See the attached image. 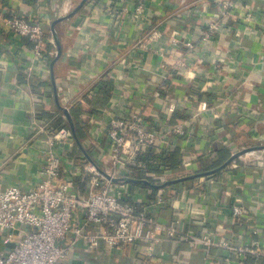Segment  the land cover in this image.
<instances>
[{
  "label": "crops",
  "instance_id": "0c3cea01",
  "mask_svg": "<svg viewBox=\"0 0 264 264\" xmlns=\"http://www.w3.org/2000/svg\"><path fill=\"white\" fill-rule=\"evenodd\" d=\"M81 1L0 0V192L6 186L28 189L41 179L43 157L31 147L30 138L34 108L39 110L40 116L44 110L49 114L44 117L52 121L61 118L66 124L62 126L69 128L70 122L62 106H69L73 121L76 115L72 109L75 108L85 133L82 138L78 137L89 151L86 118L101 119V110L110 103L114 90L128 93L133 52L140 57L137 76L146 79V92L152 96L158 85L164 83L170 88L169 94L191 101L189 110L179 111L178 120L190 119L191 113L201 106L209 108L207 111L214 108L216 114L215 117L202 116L211 122L205 130L195 128L193 142L179 140L172 151L157 148L154 154L176 150L182 154L180 169L192 172V169L211 165L222 150L229 152L228 160L245 148L264 146V0H244L229 8H225L228 0H144L143 17L137 12L141 0H121L127 7V12L122 14L106 12L103 4L107 0H86L74 12ZM224 10L227 12L222 15ZM253 10L262 17L248 22L247 13ZM71 13L56 25L62 54L53 69L56 44L51 47L55 52L49 66L39 65L37 72L29 73L27 66L35 58L33 42L15 37L9 30V19L15 14L40 19L46 31L52 33L53 22ZM223 20L228 27L219 31L211 29L213 22ZM154 30H161L162 36L152 40ZM195 91H199L198 94ZM167 94L151 97L142 105L141 113L149 114L152 107L165 103ZM135 104L140 106L138 101ZM75 128L77 133L76 125ZM71 147L69 154L85 155L75 137ZM262 159L264 148L241 153L233 160L241 164L235 172L226 170V166L219 175H206L214 169L199 171L196 173H204L197 176L199 182L194 177L184 180L186 183L175 184L170 190L160 188L150 195L155 198L160 191L170 199L175 195L178 199L175 203L180 206L187 199L200 200L203 194L209 202L207 211L216 205V199L219 200L217 209L229 210L225 206L229 199L225 182L235 184L238 177L248 173L246 180L250 179V174L261 178L256 185L262 191L259 208L264 212ZM184 161L193 168H188ZM239 191L244 202L249 203L250 189ZM235 199L239 197L236 195ZM199 210L205 214L203 205ZM151 214L182 229L189 227L176 206L170 205ZM227 215V211H219L214 220L222 227H218L220 232L230 236L234 225ZM197 226L194 228L203 230V226ZM262 235L264 242V233ZM212 251H216L215 246ZM76 259L78 264H217L215 260L206 259L203 249H193L187 244L176 248L170 241L164 242L161 257L154 262L146 260L141 248L135 247L106 249L100 256L97 252L93 255L88 252L77 255Z\"/></svg>",
  "mask_w": 264,
  "mask_h": 264
},
{
  "label": "built area",
  "instance_id": "2783aa9c",
  "mask_svg": "<svg viewBox=\"0 0 264 264\" xmlns=\"http://www.w3.org/2000/svg\"><path fill=\"white\" fill-rule=\"evenodd\" d=\"M243 1L228 0L225 8ZM144 4L141 0L137 8L142 17L145 16ZM103 6L111 14L127 12L121 0H107ZM226 12L224 10L222 15ZM261 17L253 10L247 13L246 19L251 22ZM228 26L226 20L217 21L212 23L211 29L219 31ZM9 30L15 37L33 42L35 58L27 66L29 73L37 72L39 65L49 66L51 47L56 43L40 19L15 14L9 19ZM160 36L162 31L154 30L150 38ZM130 56L132 77L127 84L128 93L114 90L110 103L101 110L102 118H86L89 153L94 162L89 160L85 164V155L70 157L74 136L69 127L54 126L51 119L39 115L37 108L31 111V147L43 157L41 179L28 189L6 186L0 192V264H78L77 255L97 252L100 256L106 249L124 247L141 248L146 260L154 262L161 257L166 241L176 248L187 244L193 249H203L206 259L215 260L217 264H264V212L259 208L262 191L256 185L261 182L260 177L250 174V179L246 180L247 173L237 176L235 184L228 180L225 183L229 199L225 206L229 210L217 209L219 200L216 199V205L207 211L206 195L201 194L200 200L187 199L178 206L175 195L170 199L160 191L154 198L149 189L133 190L129 182H115L98 170V166L102 168L105 164L114 167L113 172L102 168L114 177H133L130 168L147 167L148 161L156 163L153 159L144 160V156L157 148L172 151L179 140L193 142L195 128L205 130L211 122L202 116L216 115L214 108L207 111L209 108L201 106L191 113L190 119L178 120L179 111L189 110L191 101L169 94L170 88L164 83H160L151 96L146 92V79L137 76L140 57L134 52ZM163 92L168 93L166 102L152 107L151 113L142 114V105ZM64 106L69 109L67 104ZM183 163L193 168L186 161ZM260 163L264 166L263 159ZM79 180L85 184L81 186ZM246 189H250L249 203L244 202L239 193ZM236 195L239 199H235ZM170 205L181 210L188 229L151 214ZM202 205L205 214L200 213ZM223 210L234 225L230 236L220 232L222 227L214 220ZM197 225L203 226V230L194 228ZM214 246L215 252L212 251Z\"/></svg>",
  "mask_w": 264,
  "mask_h": 264
},
{
  "label": "water",
  "instance_id": "95a60500",
  "mask_svg": "<svg viewBox=\"0 0 264 264\" xmlns=\"http://www.w3.org/2000/svg\"><path fill=\"white\" fill-rule=\"evenodd\" d=\"M86 2V0H82L80 2V4L76 7V9L74 10V12H76L77 10H79L82 5ZM73 12V13H74ZM73 13L69 14L68 16H65V17H61V18H58L56 19L53 24H52V34H53V37H54V40H55V43L57 45V52H56V55H55V58L52 60V63H51V68L53 69L54 67V64L55 62L59 59V57L61 56L62 54V43H61V40H60V37H59V34H58V30H57V27L56 25L64 20L65 18L67 17H70ZM53 81L55 82L54 84H56V81H55V77H54V72H53ZM69 122H70V128H71V131H72V134L73 136L75 137L78 145L83 149L84 153H85V156L88 158V160H90L91 162H94L93 159H92V156L89 154V152L83 147L77 133H76V128H75V124H74V121H73V118L69 112V109L66 107V106H62ZM259 149V148H264V146H255V147H250V148H245L244 150L240 151V152H236L234 154H232V156L226 160L221 166H219L218 168L212 170V171H216V170H219V169H222L224 168L225 166H227L229 163H231L238 155H240L241 153H245V152H248V151H251V150H254V149ZM98 170L105 176L107 177L108 179H111L115 182H118V181H124V182H130V183H143L147 186H152V187H164V186H167V185H170V184H174V183H178V182H181V181H184V180H188V179H191V178H194V177H197L199 175H202L204 173H195V174H192V175H188V176H184V177H181V178H177V179H171V180H167L165 183H162V184H156V183H153L151 182L150 180L148 179H145V178H134V177H114L112 176L110 173H108L107 171H105L104 169H102L101 167H97ZM12 245V244H11Z\"/></svg>",
  "mask_w": 264,
  "mask_h": 264
},
{
  "label": "rangeland",
  "instance_id": "374dc122",
  "mask_svg": "<svg viewBox=\"0 0 264 264\" xmlns=\"http://www.w3.org/2000/svg\"><path fill=\"white\" fill-rule=\"evenodd\" d=\"M88 150H89L88 152L91 153L90 148H88ZM83 161H84L85 164L89 162V160L85 156L83 157ZM226 167H224L221 170L219 169V170H216V171H211L210 173H207L206 175L207 176H209L210 174L219 175L222 172H224V169L225 168H226V170H232V171L235 172L236 169H240L241 168V164L238 161L236 163L233 161L232 163H229ZM102 168H104L107 171H112V172L114 170V167H112L110 165H105V164L102 165ZM130 169H131V172H132L131 174L133 175V177H136V178H146V179L151 180L152 182L158 183V184L164 183L166 180L177 179L178 178V175L180 173H187V174L189 173V171H185V170H182V169H180V170H174V168H172V166H170V165H166L164 167H161L160 165L147 166V167H132ZM198 169L199 170L192 169L191 170L192 171L191 173H196V172H199V171L200 172H203L202 171V168H198ZM196 180L198 181V180H200V178L197 177ZM120 183L125 184L126 182L120 181ZM83 184H85V183L83 182L82 185ZM130 184H135V183H130ZM175 184H177V183H175ZM175 184L170 185L168 187L164 186V187H162L163 188L162 190H164L165 188H167L168 190H170V189H172V188L175 187ZM137 188H139V189L140 188L149 189L150 187L149 186H144V185H138V184L137 185H133V190H135ZM156 189L157 190L158 189L160 190V187H158ZM149 190L151 191V189H149Z\"/></svg>",
  "mask_w": 264,
  "mask_h": 264
},
{
  "label": "trees",
  "instance_id": "16d2710c",
  "mask_svg": "<svg viewBox=\"0 0 264 264\" xmlns=\"http://www.w3.org/2000/svg\"><path fill=\"white\" fill-rule=\"evenodd\" d=\"M53 57V51L51 52V54L49 55V62H50V59ZM43 112L41 113V116L44 117V116H48L49 114H47L46 112H44V110H42ZM72 113L76 115L75 119H74V122H75V125L76 127H78V130H77V133H78V136L80 138H82L85 133H84V127H83V122L78 118L77 116V113H76V109H72ZM51 118L53 116H50ZM53 125L56 126V127H60L62 125H66L63 123V120L61 118H57L56 120L53 121ZM71 155V154H69ZM182 154H179L176 150L173 151V152H170V153H161V154H154L153 152H150L148 156H144V160H150V159H153L154 162H160L161 164H165V165H170L172 166V168H174V170H180L181 168V162H182ZM75 156V152L74 154L71 155V157H74ZM229 157V152H227L226 150H222L220 151V156L218 159L214 160V162L211 164V165H204L202 167V171H207V170H212V169H215L216 167L220 166L223 162H225V160ZM156 163H153L152 161H148V166H155ZM191 173V172H189ZM189 174L187 173H180L178 175V178H181V177H184V176H188ZM184 182H187V181H184ZM184 182H180V184L184 183ZM79 183L80 185L82 186V183L83 181L81 182V180H79ZM179 183V182H178ZM144 185V186H147L143 183H136V184H132V185ZM175 184V183H174ZM170 185H173V184H170ZM151 189L150 192H157V189L156 187H152V186H149ZM153 193V195L155 194ZM152 196V195H151Z\"/></svg>",
  "mask_w": 264,
  "mask_h": 264
}]
</instances>
